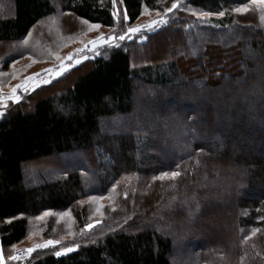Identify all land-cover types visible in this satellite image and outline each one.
Segmentation results:
<instances>
[{
    "label": "trees",
    "instance_id": "1",
    "mask_svg": "<svg viewBox=\"0 0 264 264\" xmlns=\"http://www.w3.org/2000/svg\"><path fill=\"white\" fill-rule=\"evenodd\" d=\"M117 3L166 22L0 108L3 264H264V0H0V85L117 28ZM50 236L72 250L12 259Z\"/></svg>",
    "mask_w": 264,
    "mask_h": 264
},
{
    "label": "rangeland",
    "instance_id": "2",
    "mask_svg": "<svg viewBox=\"0 0 264 264\" xmlns=\"http://www.w3.org/2000/svg\"><path fill=\"white\" fill-rule=\"evenodd\" d=\"M116 14L118 16L119 19V23H118V27L115 28L114 30H101L100 28H90L89 34L88 32L85 33L84 37L86 38V41H82L80 45H75V47H72L71 50H69L67 52V54L65 56H63L62 58H60L59 60H57L54 63L48 62L49 66H42L41 63L37 62V61H33L30 59L29 61V65L26 67V69L20 73L18 75V81L15 83V85L13 87H7V86H3L0 85V88H2L4 91H6L8 93V96L5 97L4 99H0L2 102H0V108L1 107H5L7 105L8 102H12V103H16L18 102L22 96L23 93L25 92H31L34 91L36 89H38L39 87H43L45 85L51 84L54 80L60 78L62 75H64L65 73H67L68 71H70L72 69V66L74 65H78L79 63H84L85 61H88L89 59H92L94 56L99 55V54H103L105 53L108 48L111 46V44H117V42L119 41L118 37L122 34H124L127 31V28H129L128 25H126L127 20L124 19V12L121 8V6L117 3V8H116ZM161 13L158 12H152V11H146L145 15L143 16L141 22H139L138 24L134 25H150L149 27H143L141 28L140 32L142 31H146V30H151L154 29L156 27H158L159 25H161L162 21H164L162 19V16H159ZM159 16V17H156ZM152 21H157V23L155 24H151ZM122 25V26H121ZM133 27V26H132ZM124 28V29H122ZM139 33V32H137ZM137 33H128L125 37V39H130L133 35L137 34ZM103 35L105 38H107L108 36L112 35L115 36L116 39L113 40H107L105 42H100L98 40V38ZM88 36H93L92 39H87ZM250 38V36L248 37ZM124 39V40H125ZM93 40H97V43L95 44V46H93V44L91 43V41ZM172 43L166 39L165 41V49L170 51L172 49ZM167 53V52H165ZM142 59L147 58V52H142ZM226 56L223 57V62L229 61L231 59V56L229 54H225ZM248 55L246 53L245 50L242 51V56L239 60L240 65L242 64V61L247 59ZM71 57V58H69ZM79 61V62H77ZM25 64L22 63V65ZM76 76L74 75L72 77V79H74ZM13 88L16 89L15 91V96L19 97V100L16 99H12L11 97L13 96ZM145 96H142V98ZM138 107H137V113H141L143 112V103H145L144 101L147 100V97H145L144 99H142L140 97V95L138 96ZM153 102L152 104L155 105L157 104V100L155 97H152ZM142 100V102H141ZM0 112H2L0 110ZM156 120V119H155ZM53 160V158H51ZM43 161V160H42ZM31 169V168H30ZM220 210L223 211H217V216L220 218H223L224 214H225V208H221ZM70 214H62L58 219H59V223L64 224V221H66V226H63L64 231L66 232V235L64 237L66 238H74L76 237L77 232L73 231V221L71 220V218L69 217ZM227 217H229L228 215H225ZM186 223H189V220L186 221ZM233 224V221H228V223H226L225 225H223V232L227 233V234H232L231 232V226ZM72 228V229H71ZM180 231L181 232H186V230H188V228L186 226H182ZM222 238V237H221ZM63 238L60 237H45L43 239L39 238V237H34L31 242L30 240L28 242L25 243V245L21 246V247H29V248H34L35 250L32 252V254L37 250V249H42V248H46V247H35L36 245H43L45 244L47 241L52 240V241H58V243L55 244H49L47 247H51V246H60L57 250L56 253L59 252L60 255H64L66 253V251H64V249H66L63 245V241L61 240ZM222 239H226V238H222ZM30 242V243H29ZM14 255V252H13ZM31 257V256H30ZM29 257V258H30ZM184 260V258H183ZM187 260V259H186ZM185 260V261H186ZM181 262V261H180ZM181 264V263H180Z\"/></svg>",
    "mask_w": 264,
    "mask_h": 264
},
{
    "label": "snow or ice",
    "instance_id": "3",
    "mask_svg": "<svg viewBox=\"0 0 264 264\" xmlns=\"http://www.w3.org/2000/svg\"><path fill=\"white\" fill-rule=\"evenodd\" d=\"M113 3H115V0H113ZM177 6H178L177 3H173L172 6H171V8L168 9V11H171L172 9L176 8ZM241 10H245V11H246L247 8H244V9L237 8V9H235V11H238V12L241 11ZM217 14L220 15V16H223V15H224V12L221 11V12H219V13H217ZM113 15L116 16V13L114 12ZM199 15L204 16V17H209V16H212L213 13H212V12H202V13H199ZM124 19H125V20L128 19V16H127V12H126V10H125V13H124ZM262 19H264V17H262ZM84 22H85V23H88V21H84ZM162 22H166V21H162ZM155 23H157V21H152V22H151V24H155ZM149 26H150V25H137V26L129 27V28H127V31H126L124 34H122V35H120V36L118 37V39H119V40H124L125 37H126V35H127L128 33H137V32H140L141 28H143V27H149ZM92 27H93V28H96V27H99V25H92ZM106 39H107V40H113V41H114V40L116 39V37L110 35V36H108L107 38H105L103 35H101V36L98 38V40H99L100 42H105ZM24 42L27 43L26 40H25ZM91 43L93 44V46H95V44L97 43V40H93V41H91ZM117 46H118V45H117ZM69 58H71V57H69ZM77 62H79V61H77ZM12 91H13V96H12L11 98H12V99L19 100V97H18V96H15V91H16V89L13 88ZM0 99H2V97H0ZM2 115H3V112H0V116H2ZM179 175H180V173H179L178 171H172L171 173H168V172H162V173L160 174L159 179L163 180L164 178L169 177V176H171L172 178H175V177H177V176H179ZM154 179H156V178L154 177ZM125 195H127V193H125ZM86 227L91 228L92 225L89 224V225H86ZM55 243H58V241H52V240H49V241H47L45 244H43V245H36L35 247H40V248H42V247H47L49 244H55ZM34 250H35L34 248H29V249H27V252H28V253H31V252L34 251ZM71 250H72V249H70V248H66V249H64V251H71ZM56 254H57V255H60L59 252H57ZM12 259H19V257H15V256H14V257H12ZM0 264H3V255H2V251H0Z\"/></svg>",
    "mask_w": 264,
    "mask_h": 264
},
{
    "label": "built area",
    "instance_id": "4",
    "mask_svg": "<svg viewBox=\"0 0 264 264\" xmlns=\"http://www.w3.org/2000/svg\"><path fill=\"white\" fill-rule=\"evenodd\" d=\"M8 96V93L6 91H4L2 88H0V97H2V99H4L5 97ZM27 249H29V247H19L14 251V255L13 257H19V259H15V260H19V261H26L27 259H29V257L32 255L31 253L27 252Z\"/></svg>",
    "mask_w": 264,
    "mask_h": 264
}]
</instances>
